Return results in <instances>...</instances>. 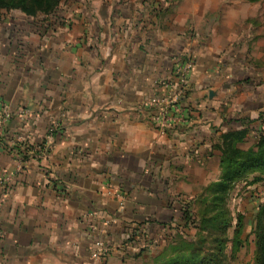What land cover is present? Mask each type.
<instances>
[{
	"label": "crops",
	"instance_id": "0c3cea01",
	"mask_svg": "<svg viewBox=\"0 0 264 264\" xmlns=\"http://www.w3.org/2000/svg\"><path fill=\"white\" fill-rule=\"evenodd\" d=\"M80 1L64 35L0 30V264H156L182 205L220 175V135L263 111L239 64L264 42L240 33L251 2Z\"/></svg>",
	"mask_w": 264,
	"mask_h": 264
},
{
	"label": "trees",
	"instance_id": "16d2710c",
	"mask_svg": "<svg viewBox=\"0 0 264 264\" xmlns=\"http://www.w3.org/2000/svg\"><path fill=\"white\" fill-rule=\"evenodd\" d=\"M244 1L256 3L264 0ZM62 2L63 0H0V22L3 14L12 10L21 11L33 21L40 17L59 20ZM254 121H259V125L264 126V112H260L255 120L243 121V128L220 135L216 144L220 152V175L196 197L182 205L181 222L184 227H195V237L187 242L186 248L181 249L178 245L174 246L178 237L172 235L166 249L157 256L156 264H227L243 247L244 217L243 214H236L230 201L240 184L264 182V130L258 129L259 136L254 146L246 149L241 147L249 136ZM37 146L42 150L46 149L45 141ZM21 147L27 153L35 146L23 143ZM24 151L21 153L25 157ZM178 229L180 228L177 226V232ZM230 230L232 236L229 235ZM208 243L211 245L209 248ZM255 245V264H264V202L256 215Z\"/></svg>",
	"mask_w": 264,
	"mask_h": 264
},
{
	"label": "rangeland",
	"instance_id": "374dc122",
	"mask_svg": "<svg viewBox=\"0 0 264 264\" xmlns=\"http://www.w3.org/2000/svg\"><path fill=\"white\" fill-rule=\"evenodd\" d=\"M79 1L80 0H63L60 9L61 17L59 20H57L56 18L48 19L46 17H40L33 21V19L27 18L25 14L19 10L6 11L3 14V19L1 23L8 22L11 25L13 24L14 26L0 25V30L2 27H4L3 29H5L6 31L4 35H7L9 30L10 32L8 35L12 37L25 35L34 36V39H32L34 42H37V38L41 34L43 35V37L48 36L49 34L57 36L64 35L66 32L65 29L72 25L73 20L76 21L81 19V17H77L75 15L79 14V11H74L76 9V3H81V1ZM89 1L91 2V8H93L95 7V5L98 4V1L100 0ZM89 1L84 0L83 4L86 5ZM170 2H173V0H170ZM222 2L233 3L236 1L223 0ZM242 4L243 8L249 9L251 12L255 13V16L250 17L249 21H247V23L244 24V26L241 28L240 33L246 34L245 32L249 30L250 26H257V29L262 32L259 36L264 38V1L256 3L243 2ZM90 16L92 18H96V11ZM51 21H56L57 23L55 25H50ZM35 37L37 38L35 39ZM256 38L258 37L256 36ZM240 52H242V56L239 57V64L243 67V72L241 74L243 83L248 85L250 84L252 88H255L256 86H262L264 88V42L258 44L257 41L253 43V40H251L249 43L247 42L246 44H244ZM262 107L263 111H257L258 113L264 112V99ZM253 111L254 110L252 109L250 116H248L249 118L255 114L253 113ZM258 129L264 130V126H259V124L252 125V129L250 130L249 136L247 137L246 141L241 144L242 148L246 149L255 145L259 136ZM230 202L231 208L236 211V214H243L244 227L242 238L243 240H245V242L243 247L239 249L237 255H235V257L231 260H228L227 264H255L254 254L256 249V215L258 213L260 205L264 202V182H259L252 185H245L243 183L240 184L234 191ZM174 223L175 224L173 227L176 229L178 226L180 229H178V232L176 230L173 232L172 235L177 236L178 238L176 244L174 241L172 243L175 244L174 246L178 245L179 248L184 249L186 248L185 245L188 244L187 242L193 237H195L196 229L192 226L184 227V223H182L180 220ZM229 235L232 236V230H230ZM169 241L170 238L165 245H167ZM209 246L211 245L208 243L207 248H209ZM165 249L166 247H164V250Z\"/></svg>",
	"mask_w": 264,
	"mask_h": 264
},
{
	"label": "built area",
	"instance_id": "2783aa9c",
	"mask_svg": "<svg viewBox=\"0 0 264 264\" xmlns=\"http://www.w3.org/2000/svg\"><path fill=\"white\" fill-rule=\"evenodd\" d=\"M183 66L179 69V72H177L179 77V91L178 95L181 97L186 94L187 87H188V76L191 74L194 68L193 61L191 59L185 60L183 62ZM2 112L0 111V114ZM1 116V115H0ZM52 141V134H49L46 138V149H49L50 142ZM120 205H123V197L120 195ZM110 252V248L107 246V244L103 241L98 239L95 242V250L93 251L92 255L94 258L101 259L106 257Z\"/></svg>",
	"mask_w": 264,
	"mask_h": 264
},
{
	"label": "water",
	"instance_id": "95a60500",
	"mask_svg": "<svg viewBox=\"0 0 264 264\" xmlns=\"http://www.w3.org/2000/svg\"><path fill=\"white\" fill-rule=\"evenodd\" d=\"M209 94L211 97L214 95V93L212 91H210Z\"/></svg>",
	"mask_w": 264,
	"mask_h": 264
}]
</instances>
